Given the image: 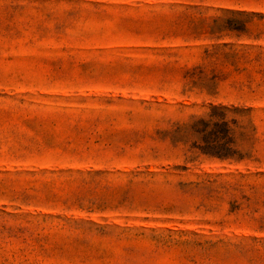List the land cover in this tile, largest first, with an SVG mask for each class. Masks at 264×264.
Returning <instances> with one entry per match:
<instances>
[{
	"label": "rangeland",
	"instance_id": "374dc122",
	"mask_svg": "<svg viewBox=\"0 0 264 264\" xmlns=\"http://www.w3.org/2000/svg\"><path fill=\"white\" fill-rule=\"evenodd\" d=\"M0 264H264V0H0Z\"/></svg>",
	"mask_w": 264,
	"mask_h": 264
}]
</instances>
